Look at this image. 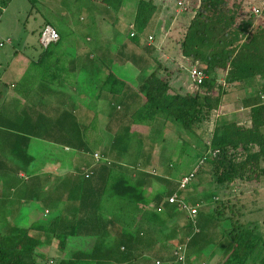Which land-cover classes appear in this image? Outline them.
<instances>
[{
	"label": "trees",
	"instance_id": "1",
	"mask_svg": "<svg viewBox=\"0 0 264 264\" xmlns=\"http://www.w3.org/2000/svg\"><path fill=\"white\" fill-rule=\"evenodd\" d=\"M12 1L0 0V18ZM124 1L101 0L114 9L121 7L125 19L129 14L127 19L134 25L133 36L130 31L132 43L117 50L119 53L114 57L113 66L106 61L101 65L107 69L105 81L96 80L100 77L99 71L87 74L95 87L92 91L101 92L108 102V111L116 112L108 127L117 138L119 127L122 130L125 125L134 126L132 131H125V135H130L142 124L151 128L150 132H157L166 124L179 135L188 134L187 138L192 135L196 140H183L179 152L169 157L167 168L172 174L167 173V168L163 174L144 170L137 174L130 167L123 166L124 162L110 163L101 153V160L95 162L97 153H91L83 135L86 129L77 122L73 125L70 120L67 126L68 110L65 112L61 106L55 104L49 110L45 106V118L53 126L50 133L57 134L55 129L64 133L53 142L67 146L79 155L83 152L85 156L89 155L92 163H80V166L90 168L92 175L87 178L83 169L81 174L85 181L95 180L87 183L83 190L80 184L83 182L75 180L71 173L69 177L61 178L48 175L51 181L61 182L58 188L48 184L45 200H50V197L68 199L80 194V209L75 212L74 205L66 204L60 215L50 211L47 223L35 222L26 227L15 222L18 220L15 213L12 221L5 217L0 230V264H38V247L44 245L45 237L47 242L54 240L58 245L60 257L55 264H138L148 251H158L159 245L163 248L173 246L172 258L155 260V264L177 262V251L186 256L184 264L212 261L207 253L209 237L204 229L215 222L230 225L228 231L216 237V245L225 239L227 241V244L217 245L219 250L226 247L224 259L218 264H264V260H259L264 258V229L259 233L258 225L250 226L242 221L245 213L254 215L260 210H256V200L249 202L244 198L257 197L264 187V0H193L199 7L194 6L195 15L178 43L187 61L186 68H180L175 58H166L163 44H145L149 27L163 0H138L133 12L128 9L129 3L123 7ZM33 2L37 3V0ZM253 8L260 12L256 14ZM145 31L147 33L143 34ZM4 44L2 41L0 45ZM20 54L15 51L14 58L18 59ZM51 54L57 53L52 52L49 46L37 59L30 57L28 63H18L23 70H12L11 80L6 69L0 70V102L7 98L8 86L12 84V88L17 89L18 84L25 87V83L31 82L35 91L40 92H46L47 87L62 89L63 79L67 81L68 76L66 60L63 54L51 59ZM126 68L135 73L130 80L121 77L122 69ZM192 68L203 74L201 84L191 81L189 86L193 88L188 91H172V77L185 73L190 76ZM131 79L139 86L135 84L133 88ZM232 94L239 96L238 103L242 101V105H234L231 110L222 108L225 95H228L229 103H234ZM135 98L139 99L138 103H131ZM123 99L129 111L140 104L136 109L138 115L131 113L128 119L119 118L117 109L122 108ZM217 111L223 115L226 113L227 118L219 116L216 119L212 137L207 142L203 132H199L203 129L206 133L205 127ZM12 123H15L13 130H19V124ZM37 126L33 128L34 136L38 137L36 129L43 125ZM142 132L139 129L137 135L143 137L145 134ZM19 140L12 147L22 167L16 166V172L20 170L28 174L20 155L26 153L30 138L21 136ZM193 155L201 164L193 170H186L185 165ZM102 160L105 162L100 166ZM27 161L29 163L33 158ZM25 166L27 168L28 164ZM123 170L128 176L123 175ZM186 178L189 181L182 186ZM136 185L143 186L145 192L137 193ZM109 186L113 187V195L101 202L95 200L96 196L104 195ZM23 189L27 192L25 187ZM236 191L243 196L235 195ZM173 195H177L179 202L168 201ZM180 202L196 208L197 213L190 215ZM208 203L212 207L209 208ZM159 208L162 210L158 211ZM202 209L206 212L202 213ZM179 217L185 219L184 224L178 221ZM213 231L217 234L214 228ZM80 238L96 239L95 244L87 250L85 243L82 248L70 244Z\"/></svg>",
	"mask_w": 264,
	"mask_h": 264
},
{
	"label": "rangeland",
	"instance_id": "2",
	"mask_svg": "<svg viewBox=\"0 0 264 264\" xmlns=\"http://www.w3.org/2000/svg\"><path fill=\"white\" fill-rule=\"evenodd\" d=\"M33 1L35 0H13L10 3V5L5 9L3 15L0 18V44L2 41L5 42L3 46L0 45V70L6 69L7 76L9 78L11 77L12 70L15 71L14 66L17 65L16 62L19 61V59L22 56H23L22 58H24L25 61H28L27 59L30 58L29 56H36L38 58L39 54L45 51L44 47L40 45V35L41 32L44 30L46 24L51 25L61 36V39L58 43L56 44L53 43L50 45L51 51L57 53V54H51V59H55L57 55H62L67 50H75L76 48H78L82 52L84 50H89V51L98 50V52L100 53L101 51L104 50V48L105 49L111 48L114 49L111 52V55H116L117 53H119L117 52V50H120L121 47L123 48L128 43H132V39L130 38V28L132 27V25L129 22L130 20L127 19L129 14L126 16V19H123L124 17L118 14L120 13L123 15L121 7H119L118 9H114L109 4L105 2H101V0H42V2H37V3H34ZM137 1L138 0H125L123 2V7L126 8V5L130 4L128 9L129 11L133 12L134 5L137 3ZM178 1L179 0H163L162 2H160L159 4L160 8L164 6L165 10L162 9V12L159 16L160 19L159 26L155 29V32L157 34L156 43L162 45V40L166 35V39L169 43V44L167 43L166 45L175 46L182 37L181 32H184L185 29L188 27L189 24L187 23L188 20L191 19V15L193 17L195 15L194 14L195 11L193 10L194 6L199 7L198 4L195 5L193 0H181L183 5L180 7L177 5ZM103 12L104 14L101 15V13ZM182 12H186V13H182ZM164 13H166V15ZM116 16H119V18L117 17L118 22L112 25H108V23H110V19L115 18ZM100 17H105L104 18L105 20L103 21L102 25H101L102 19ZM98 31H103L106 34V38H103L101 35L97 34ZM90 32H92V34ZM145 33H147V31H145L143 34ZM90 36L92 37V39L90 38ZM15 51L20 52L21 53L20 55H22L21 57H18L17 60L14 58ZM24 53H27L29 56ZM96 58L98 57L96 56ZM101 61H102V56L101 58H98V62ZM185 62H186L185 64H187V61ZM19 68L20 66L18 65V69ZM33 68L36 69L37 66L31 67L30 70H33ZM133 75H135L133 71L129 69H125L123 70L121 77L123 79L130 80V78ZM131 81L132 82L134 81L133 83L131 82L134 88L135 83L137 84V82L132 79ZM23 83L24 82H22V84ZM33 86L34 83L28 82L25 83V87L21 84L20 85L18 84L17 89L10 90L12 91L11 93L12 100L13 97H15V101H17L16 104L19 105L18 106L14 105L11 108L9 107V104L5 105L4 107L0 106V110H2L1 118L4 119L11 118L12 122L15 121L19 124L21 121L18 122V120L21 119V117H25L22 116L23 115L22 110L26 109L27 111V107L31 105V102H34L35 104L37 103L39 105L38 106L36 104L37 109L40 112H43V110L45 109L40 106L41 104L43 106L47 104L46 105L48 107L47 109L51 108L52 104H49V102L52 99L53 90L47 89V91L44 94H41L39 90H37L38 92L35 91V88H33ZM19 89L21 91H19ZM38 95H41L44 98ZM231 98L234 103L228 102V95H225L223 97L222 108L229 107L228 110H231L232 106L234 105L235 106L237 105V107L242 105V101L238 103V99H240L239 96L232 94ZM138 101L139 99L135 98V100L133 99L131 103L134 102L138 103ZM22 104L24 105L22 106ZM139 105L140 104H137L134 107L130 108L131 111L127 110L125 105H121L122 108L117 109L119 118L123 117L124 120L128 119L131 113H135V115H138L136 109ZM101 107L104 106L101 104L100 108ZM27 112H31V110ZM222 113L223 112L220 111H217L215 113L213 120L210 123H208V125H206L205 127V129H207L205 130L206 133L203 131V129L199 132V134L203 132L202 136H206L203 138L207 142H209L212 137V133L215 128L216 119L219 116H223L227 118V114L225 113V115H223ZM115 115L116 112L110 113L107 110L106 116L104 114H99L93 117L96 119L92 120V125L90 124V127H88L87 122L86 125L83 126V128L86 129L85 133L83 132V135L86 137L87 140L86 144L89 150L91 151V153L93 152L99 155L101 153L104 156L106 155L105 157L108 158V161H110V163H113V161L114 163H116L117 161L124 162L125 164L123 166L130 167L129 169H131L133 173L135 172L139 174L143 170L152 174H154V171H157L156 173L158 174L165 173L166 168L168 166L167 164L169 163V159H170L169 157H171L173 153L179 152V148H181V145H183V140H188V139L196 140V137H193L192 135H190V138H187L188 134L179 135V133L175 132L170 126L166 127V124L162 125L161 128L157 129V132H150L151 128L142 124L136 128L138 130H135V133L133 134L131 133L130 135H125V131H128L129 129H131L132 131L134 126L130 128L128 127V125H125L122 127V130L121 127H119L116 133L119 136L116 138V135L112 133V129L108 127V123L111 124ZM140 119L142 120V118ZM144 122L147 123L146 121ZM139 129L143 130L142 133L145 134L143 135V137L137 135ZM12 133L13 135H11L10 138L7 137L6 140H3L2 152H4L3 156L6 159L7 157L11 158L13 154L11 155L10 153L11 150L9 151V147L7 149L4 148L3 146H5L6 144L10 146L12 142L14 145L18 142V138H16L17 137L16 131L12 130ZM57 147L58 150L62 152L63 155L68 157L66 163L63 164L66 167L63 168L60 166L55 169H51L49 167V164H44L46 162L52 161L51 158L49 159V153H47L46 160L43 163H40V169H36V170L30 169L29 173H31L32 175H40L41 179L34 181L37 178L36 177L34 178V180L30 181V183L25 184L23 187L27 189L26 196H19L17 192V194L15 196H12L10 200V202H14V203H9L8 204V207L10 205L9 208L0 209V220H1L0 230L2 229L1 228L2 222L5 221L4 218L6 217L7 220L12 221L14 219V213L17 214L18 216V220H16L15 222H17L21 226H24L23 224H26L25 221H27V217L28 220L32 219V216L36 212L35 208H37V211L39 210L40 215L42 212V216H43V211L46 209L50 210L52 213L56 215H60L64 209L60 212L59 210L61 209L64 203H65L64 208L66 207V204L67 205L72 204L74 205L75 212H77V210L80 209L81 207V206L79 207V205H81L80 194L74 197L69 196L70 200H68L69 198L67 199L64 197H57V198L50 197V200H45V197H47L45 195L47 193L48 184L52 186L56 185V187L58 188V185L61 182L59 181L58 183L56 179H53V181H51L48 179V177L47 179L43 178V176L46 175H49L50 177H54L53 172H47V170H53L55 172L57 171L56 173H60L61 174L60 176L62 177H66V176L69 177L68 175L71 173L72 174L71 176L75 180H80L83 182L80 183L81 188L83 187V190H85L84 186L87 183L93 182L95 180L92 179L91 181H85L81 174L83 168H81L79 164L81 163L82 165H90L92 163L93 159L89 155L82 158L81 155H76L73 150H70V152L65 151L63 145L61 146L58 145ZM72 158L74 159V161ZM0 160H1V155H0ZM101 162H102L101 164L99 163L100 166L104 165L105 161L102 160ZM200 164H201L200 160H198L197 157L193 155L189 158L187 164L185 165L186 170H193L196 166ZM183 170H185L184 167ZM122 173L123 175H126L125 170H123ZM167 173L172 174V172H169L168 168H167ZM66 182L69 183L68 178H66ZM109 182L112 183L113 181L110 180ZM130 185H135V184H130ZM103 186H106V184L104 183ZM36 188H41L42 191L44 192V196H35L34 191ZM263 188L264 187H262V189L259 191V195L257 197L246 196V198H244L245 200H249V202H251L252 200H256L255 203L256 210L257 209L260 210H257L258 214H254V215H251L250 212L247 214L245 213V217L242 220L248 225L251 224L250 226H252L253 224L258 225L259 233H263V229H264V189ZM135 189L137 190V193L145 192L143 186L138 187L136 185ZM103 193L104 195L96 196L95 200L101 202L104 198L108 199L109 196L113 195V187L112 189L111 186L107 187L106 191ZM27 195L30 196V199ZM235 195L243 196L240 195L238 191L235 192ZM129 197L130 196H128V198ZM13 198H15V200ZM207 205L210 208L212 204L208 203ZM205 212L206 210L202 209V213ZM45 215L48 216L47 211ZM49 218H50V214H49ZM178 219L180 223L183 222L182 224H184L185 219L183 217H179ZM206 227L207 230L204 229V233H208V237H209V242L207 246L209 249L207 253L208 255L216 254L215 255L216 258L212 260L213 262L209 261L208 264H218L220 260L219 257H217L218 256L217 253L219 254L221 251L222 252L221 260L224 259L223 254H224V249L226 248L223 247L222 250H219L218 246L221 243L227 244V241L225 239V241L223 240L222 242H220L219 245L217 244L218 245L217 246L216 237H220L222 234H224L225 230L228 231L230 229V225H225V224L222 225L215 222ZM213 228L214 230L217 231V234L215 231H213ZM53 253H58V249L53 250ZM219 255L221 256V254ZM52 256L57 259L60 257L59 255H55V254ZM156 256L160 257L162 255L158 251L154 252L151 250L148 251L147 255H145L144 257L153 260ZM259 260L263 262L264 258H260ZM201 263L202 262H196V264H201ZM248 264H253V263L248 262ZM256 264H259V262H257Z\"/></svg>",
	"mask_w": 264,
	"mask_h": 264
},
{
	"label": "crops",
	"instance_id": "3",
	"mask_svg": "<svg viewBox=\"0 0 264 264\" xmlns=\"http://www.w3.org/2000/svg\"><path fill=\"white\" fill-rule=\"evenodd\" d=\"M37 2H42V0H37ZM135 8H136V6L134 5V10H135ZM162 9L165 10L164 6H162L161 8L159 6V10L155 14L154 21L152 22V24L149 27L148 35H147L148 39H145V44H147L149 46L150 45L155 46L157 44L156 43L157 34L155 32V29L159 26V22H160L159 16L162 12ZM182 13H186V12H182ZM103 14H104V12L101 13V15H103ZM118 14L120 16L124 17L123 19H125L124 12H123V15L120 13H118ZM164 14L166 15V13H164ZM117 17L119 18V16H116L115 18H111L110 23H108V25H112V24L118 22ZM192 17L193 16L191 15V19L188 20L187 24L191 23ZM100 18L102 19V21H101V25H102L103 21L105 20L104 19L105 17H100ZM131 28H132V30H131ZM131 28H130V31L133 33L134 25H132ZM185 31H186V29H185ZM185 31L181 32V34H184ZM90 33L92 34V32H90ZM97 34L101 35L103 38H106V34L103 31H98ZM90 38L92 39L91 36H90ZM150 38H152V39H150ZM142 42H143V40H142ZM167 43H168V41H167L166 35H165V37L162 40V44L164 45L163 53L166 56V58H169V59L175 58V60L177 61L176 63H177V65H179L180 68L181 67L186 68L187 64H185L186 63L184 60L185 57L182 54L180 47L178 45L179 41L177 42V44L175 46L166 45ZM66 52L63 53V56L65 57L64 60H66L65 61V63H66L65 70L68 73V76L66 77L67 81H65V79H63V83L61 84V86H63L62 89H59V87L58 88L57 87H47V88L53 90V96H52V99L49 102V104L59 105L63 109H65V112L68 110L66 112L67 113L66 115L69 118L67 120L68 124L66 123L67 126H69V120H70L71 123H73V125H74V122H77V124L79 123L82 126H85L86 122H87L88 127H90V124L92 125V120L96 119L93 117H95L99 114H104L106 116V112L109 109V107L107 106L108 102H107L106 98H104L102 96L101 92L98 93L99 91H96V92L92 91V89L95 87H93L91 85V83L89 82V77L87 74H90L91 72L93 73L95 71H99L100 77L96 78V80H98L99 82L105 81L104 78H105V75L107 74V69L103 68L101 65H103V63L106 61L107 64H110V66H113V60L117 54L111 55L112 51L105 49V48L103 51H101V53L98 52V50L97 51L84 50L82 52L78 48H76L75 50H67ZM24 54L28 55L27 53H24ZM21 56L22 55H19V57H21ZM96 56L98 58H101V56H102V61L98 62V58H96ZM22 57L19 59V61L16 62V64L21 63V65H22V64L28 63V61H25L24 58H22ZM29 57H34L35 59H37L36 56H29ZM119 57L122 58L121 56H119ZM21 65H20V68H21V70H23ZM16 66L18 67V65H16ZM188 66H189V64H188ZM23 67H25V66H23ZM20 68L19 69L17 68L15 70L18 71V70H20ZM115 68H117V66ZM126 69H128V68H126ZM122 71H123V69H122ZM173 71H174V69H173ZM172 78L173 79L171 81V86H172V91H174V92H186L189 89L193 88L192 86L191 87L189 86V84L192 85V82L190 80L188 73L176 74V76H174ZM9 79L11 80L12 78H9ZM138 84H136V86H139ZM12 86H13V84H12ZM12 86H8L9 88H8L7 98H4L0 102V106L4 107L5 105L9 104V107L11 108L14 105L15 106L19 105V104H16L17 101H15V98H13V100H12V97H11L12 91H10L13 89ZM44 93L45 92H41V94H44ZM38 96L44 98L41 95H38ZM123 102L125 103V104L123 103V105H125L127 108V104H126L124 99H123ZM36 104L34 102H31V105L29 107H27V111L31 110V112H27L26 109L22 110L23 111L22 116H25V117H21V119H19V121H21L18 125L19 130H15L16 136H17L16 138H18V140L21 136H27L30 138L29 147L25 148L26 153L23 154L25 158L23 157V155H20V157L24 159L23 160L24 168L27 169L29 175L23 171H20V170L16 172V169H17L16 166L18 168H20V162H19L20 160L17 159L14 156V152H12L11 148H12L13 142L10 144V146L8 144L3 146L4 148H7V149L9 147V151L11 150L10 153H11V155L13 154V156H11V158L7 157V159L3 156V153H4V152H2L3 140H6L7 137H9V138L11 137L12 130L14 129L13 128L14 125L12 124L11 118H8V119L1 118L2 110H0V155H1V160H0V209L9 208L10 205L8 207V204L14 203V202H10L11 197L15 196L17 194V192H18L19 196H26L27 192H25V190L23 189V186L25 184L30 183V181L34 180V178H36V177L37 178L34 181L41 179L40 175H32L31 173H29V170L30 169L31 170L40 169V163H43L46 160V157H47L46 154L47 153H49V159L51 158L52 161L46 162L44 164H49V167L51 169H55V168L60 167V166L63 168L66 167L63 164L66 163V160L68 157L63 155L62 152H60L58 150L57 146L58 145L61 146L60 143L53 142L54 139H57L59 136L63 135L64 133L60 129L59 130L55 129L58 131L57 134H51L50 133L53 131V130H51V129H53L52 128L53 126H51L48 123V120H47L48 118H45V117H47V113L44 112L45 109L43 110V112H40L36 108L38 105V104L37 105ZM101 104L104 107L100 108ZM23 105L24 104H22V106ZM40 106L45 108V106H43L42 104ZM227 108H229V107H227ZM93 109H94V111H93ZM61 113H63V111H61ZM10 122H11V125H10ZM37 125H43L42 128L40 127L39 129H36V130H38V137L34 136L35 130L33 128V127H38ZM19 141H20V146H21V140H19ZM64 150L67 152H70V148L67 146H64ZM75 154L79 155L77 153H75ZM82 154L83 155H81V157L82 158L85 157V155H86L85 152H83ZM31 157L33 158V161L27 163L28 162L27 160H29ZM73 161H74V159H73ZM25 163L28 164L27 168L25 166L26 165ZM81 168L86 169L87 166H81ZM47 172H53L54 177L58 176L55 178H61L62 177V176H60L61 175L60 173H56L57 171L55 172L53 170H47ZM47 177L49 180H51V178L48 175L43 176V178H46V179H47ZM48 189H49V187H47V190ZM34 194H35V196H44V192L42 191L41 188H36L34 191ZM27 196L30 199V196L29 195H27ZM13 199L15 200V198H13ZM64 204L61 207V209L59 210V212L64 209ZM35 210H36V212L32 216L31 220H28V217H27V221H25L26 224H23L25 227L30 226L37 221H39L40 223H43V222L47 223L49 221V216H46L45 213L47 211V215H49L50 210H48V209L44 210L43 216H42V212L40 215V212H39V210L37 211V208H35ZM68 214L69 213L66 212V215H68ZM36 216H37V219H36ZM35 220H37V221H35ZM84 238L83 239L80 238L79 240H73V241H71L70 244L82 248L83 247L82 245L85 243V246H84L85 250L90 249L95 244V240L92 241L90 238H86V239H88V240H86ZM43 241L45 242L44 245H42L41 247H38V253L40 256L37 257V263L38 264H55L58 261V259L53 257L52 255H54V254L58 255V253H53V250L57 249V247H58L56 241L53 240L52 243H50L49 241L47 242L46 237L43 239ZM163 247L160 245L158 247V252L160 251L159 253L162 256H160V257L156 256L153 260L148 259V258L147 259L143 258L140 261L141 263H139V264H155V260H161V259L170 260L172 258L173 246H171V247L167 246L166 248H163ZM166 250L169 252H167ZM219 254H221V256ZM219 254L217 253V255H218L217 257H219V260L221 261L222 252L220 251ZM215 255L216 254H214V255L209 254L208 256H210L211 260H213L214 258H216ZM191 261H193V260H191ZM197 262H202L203 264H206V263L208 264L209 261H207V260L201 261L200 260ZM192 264H196V262H194Z\"/></svg>",
	"mask_w": 264,
	"mask_h": 264
},
{
	"label": "built area",
	"instance_id": "4",
	"mask_svg": "<svg viewBox=\"0 0 264 264\" xmlns=\"http://www.w3.org/2000/svg\"><path fill=\"white\" fill-rule=\"evenodd\" d=\"M179 5L182 6V2H179ZM256 14H258L260 11L256 8H253L252 9ZM134 33H132L131 35L133 36ZM60 41V35L50 26L46 27L42 33H41V37H40V44L42 47H44L45 49L47 47H49L51 44L53 43H58ZM190 78H191V81L192 82H197L198 84H201V82L203 81L204 79V76L203 74L197 69V68H192L190 71ZM263 99H264V96H263ZM94 159H95V162H99L101 160V156L99 154H95L94 155ZM84 170V173L86 174L85 176L88 178L89 176L92 175V171L90 168H86V169H83ZM155 173V171H154ZM189 181L188 178L184 179L183 182H182V186H185V184ZM168 201L170 203H176V202H179L178 201V197L177 195H173L171 196ZM180 206L187 210L189 212L190 215H195L197 213V209L196 208H193L189 205H187L186 203L184 202H180L179 203ZM162 208H159L158 211H161ZM198 230V229H197ZM196 230V231H197ZM179 256H178V260L177 262H173L172 264H184L183 263V260L184 258H186V256H184L183 254H180L179 251L176 252ZM158 264H160L158 262Z\"/></svg>",
	"mask_w": 264,
	"mask_h": 264
},
{
	"label": "clouds",
	"instance_id": "5",
	"mask_svg": "<svg viewBox=\"0 0 264 264\" xmlns=\"http://www.w3.org/2000/svg\"><path fill=\"white\" fill-rule=\"evenodd\" d=\"M46 27H48V26L46 25L45 28H46ZM50 27H52V26H50ZM45 28H44V29H45ZM52 28H53V27H52ZM53 29H54V28H53ZM54 30H55V29H54ZM55 31H56V30H55ZM56 32H57V31H56ZM41 33H42V32H41ZM57 33H58V32H57ZM58 34H59V33H58ZM59 35H60V34H59ZM40 37H41V35H40ZM60 38H61V36H60ZM44 49H45V48H44Z\"/></svg>",
	"mask_w": 264,
	"mask_h": 264
}]
</instances>
